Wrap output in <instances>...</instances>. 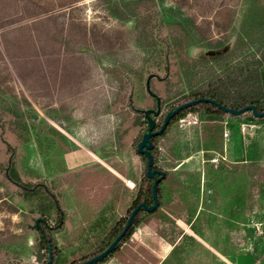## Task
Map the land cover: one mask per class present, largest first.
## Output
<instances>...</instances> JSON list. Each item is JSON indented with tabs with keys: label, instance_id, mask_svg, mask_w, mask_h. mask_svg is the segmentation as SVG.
Segmentation results:
<instances>
[{
	"label": "rangeland",
	"instance_id": "1",
	"mask_svg": "<svg viewBox=\"0 0 264 264\" xmlns=\"http://www.w3.org/2000/svg\"><path fill=\"white\" fill-rule=\"evenodd\" d=\"M145 1L0 0V264L45 260L33 226L41 209L50 224L58 222L49 194L63 215V226L50 234L59 249L55 264L89 255L127 217L132 178L145 166L134 147L141 119L133 109H155L146 77L161 78L150 81L160 113L178 89L188 92L177 55L166 70L163 53L149 46V27L160 18L173 24L188 56L202 60L232 49L252 23L264 25V0H153V12L143 11ZM127 11L131 16L121 20ZM259 126L264 119L249 113L221 122H198L190 113L177 120L156 144L155 166L169 175L161 205L103 264H162L184 235L200 241L193 226L205 222L217 230L218 220L228 218L241 244L230 258L209 248L205 262L264 264ZM239 149L248 155L240 159ZM252 206L257 214L247 213Z\"/></svg>",
	"mask_w": 264,
	"mask_h": 264
},
{
	"label": "trees",
	"instance_id": "2",
	"mask_svg": "<svg viewBox=\"0 0 264 264\" xmlns=\"http://www.w3.org/2000/svg\"><path fill=\"white\" fill-rule=\"evenodd\" d=\"M141 7L145 12L155 11L153 0L142 2ZM113 13L117 12L113 11ZM130 16L131 12L127 11L119 17L121 20H126V18H129ZM163 24L164 21L160 18L158 25L154 24L152 27H149L144 35L147 38L149 46L152 48V50H157L160 54L163 53L164 59L168 64L166 66V70H168L170 64L168 62L169 56L174 54L177 55L180 68L184 72V79L186 87L188 88V92L185 93L183 88L178 89L172 97L173 100L171 103L167 105L165 109L166 111L164 113L159 112L158 116L156 117L151 115L155 121V130L159 129L166 112L183 103L199 98L210 99L227 108L234 109H239L247 105H253L258 112H264V35L261 29L264 27L263 24L252 23L246 30H243L242 36L237 38V42L234 44L232 49L228 50L222 55L216 56L215 58L202 60H194L188 56L186 46L184 45L185 41L170 28L173 24H170L169 22L165 23V25ZM163 26L167 28L165 33L161 32ZM255 45H258V49L257 51H252V48L255 47ZM261 45L263 48L260 49L259 46ZM195 68H198L199 71L194 75L192 69ZM7 112L15 111L8 109ZM136 113L141 119V121L138 122V124L141 126V133H139L135 139V150L142 134L146 131V121L144 120L143 114L141 112ZM189 113L195 116L198 122L202 123H210L215 121L221 122L224 121L226 117L235 118L230 114L222 112L215 105L207 102H199L179 111L173 118L170 119L160 135L151 138L153 148L151 149L150 153L153 158V168L162 170L161 167L157 168L155 166L157 157L160 154L156 147L157 142L162 138L170 136L172 134L173 125L175 122L179 119H182L184 116H186V114ZM248 113L250 114V112H246L243 115ZM14 115L17 119L18 116L16 114ZM251 117L258 120L252 115ZM261 119L263 120L264 118ZM9 124L14 125L15 123L10 122ZM136 154L140 156L142 162L145 165V157L138 154L137 150ZM164 172L165 178L157 186L159 206L162 203L163 197L161 183L169 176L167 171ZM132 180L135 182L136 191L134 194L133 203L127 211L128 214L133 208L142 202L146 203L147 205L152 204V180L147 178L144 173L139 178L133 177ZM35 186L32 187V191L39 187L38 184ZM49 195L52 198L56 208L54 214H56V217H58V203L51 194ZM40 201L41 199L39 198V202ZM41 204L44 206L43 201ZM30 212L33 211L30 210ZM249 212L250 214H257L258 210L256 207L252 206V208L248 210L247 213ZM39 213L41 218L45 220H47L46 216H49L50 214L48 210L44 209H41ZM147 214L151 213L139 211L135 217L133 225L130 226L116 249L102 262L97 264H103L108 261L118 251L119 247L129 238L140 219ZM207 217L210 216L208 215ZM215 220L217 219L214 218V221ZM124 221L125 218H121L110 228L107 237H105L107 239H105V243L103 242L98 244L96 249L89 255L72 261L70 264H77L87 260L96 253L103 250L122 230ZM214 221L210 220L211 223H214ZM218 222L220 224L217 230H213L211 227L206 226L205 222L193 226L191 230L194 235L200 239V241L191 236L184 235L182 237L181 244L175 246L170 251L162 264H208L205 262L203 257L204 254L213 255L209 252V248L213 249L212 252H215V254L218 253L221 256L230 258L232 251L237 247V245L241 244L240 242L242 240L240 242L237 240L235 229L236 226L234 221H230L228 218L219 219ZM42 228L44 230V236L41 234L39 236L38 255L39 259L40 257H43L45 260H43L41 263L33 264L46 263V258L48 259V244H50L52 255L51 264H55L59 255V249L55 245L54 240H45L46 238H51L50 234L52 231L47 230L45 226H42Z\"/></svg>",
	"mask_w": 264,
	"mask_h": 264
},
{
	"label": "water",
	"instance_id": "3",
	"mask_svg": "<svg viewBox=\"0 0 264 264\" xmlns=\"http://www.w3.org/2000/svg\"><path fill=\"white\" fill-rule=\"evenodd\" d=\"M152 78L160 79L158 75L155 74H149L146 77L145 80V90L147 94L155 99V109H145V110H138V109H133L136 112H141L143 114L144 120L146 121V131L142 134L140 141L136 145V150L137 153L144 156L146 161H145V166H144V174L147 178L152 180V204L147 205L146 203L142 202L138 204L135 208H133L127 219L126 222L120 231V233L113 239V241L107 246V248L102 251L101 253L84 260L82 262H79L77 264H97L99 262H102L109 254H111L116 247L118 246L119 242L121 239L125 236L127 233L128 229L130 228L131 225H133L135 217L139 211H144L147 213H152L154 212L158 206H159V200L157 197V186L158 184L165 178V172L162 170H158L153 168V158L150 153L151 149L153 148V144L151 142V138L154 136L160 135L163 130L165 129L166 125L170 121L171 118H173L179 111L190 107L192 105H195L199 102H207L210 104L215 105L218 109H220L222 112L230 114L234 117H239L243 115L246 112H250V114L257 119L264 118V112H258L253 105H247L239 109H234V108H227L213 100L210 99H203L199 98L196 100H191L189 102L183 103L177 107H175L172 110H169L166 112L162 124L160 125L159 129L155 130V121L151 117L153 116H158L160 112V103L161 99L159 96H157L150 88V81ZM33 118H36V116H33ZM46 223V220L43 218H37L34 222V229H39V223ZM52 263V255H51V250H50V245L48 244V259L45 264H51Z\"/></svg>",
	"mask_w": 264,
	"mask_h": 264
},
{
	"label": "flooded vegetation",
	"instance_id": "4",
	"mask_svg": "<svg viewBox=\"0 0 264 264\" xmlns=\"http://www.w3.org/2000/svg\"><path fill=\"white\" fill-rule=\"evenodd\" d=\"M160 80H161V78H160ZM154 99V98H153ZM155 100V99H154ZM156 107V106H155ZM160 112H162L161 111V109H160ZM132 203H133V199H132V201H131V205H132ZM57 210H58V222L56 223V225L55 224H50L51 222H49V220H46V223H42V222H40L39 223V229H37L38 230V232H39V234H41V235H43L44 236V230H43V228H42V226H45L46 227V229L47 230H49V231H52L53 229H55V228H60V227H62L63 226V215H62V211L60 210V208H57ZM129 215V214H128ZM128 215H127V217H128ZM127 217L126 216H123L122 217V219L123 218H125V221H124V224H125V222H126V219H127ZM124 224H123V226H124ZM123 226H122V228H123ZM120 233V232H119ZM118 233V234H119ZM117 234V235H118ZM116 235V236H117ZM115 236V237H116ZM45 240H54V238L53 237H51V238H46ZM110 244V243H109ZM108 244V245H109ZM50 245V244H49ZM107 248V246L103 249V250H101L100 252H98V253H96L95 255H97V254H99V253H101L102 251H104L105 249ZM95 255H93V256H95ZM92 256V257H93Z\"/></svg>",
	"mask_w": 264,
	"mask_h": 264
},
{
	"label": "crops",
	"instance_id": "5",
	"mask_svg": "<svg viewBox=\"0 0 264 264\" xmlns=\"http://www.w3.org/2000/svg\"><path fill=\"white\" fill-rule=\"evenodd\" d=\"M260 127V126H259ZM254 133H255V138H254V143H255V146H254V149L256 150V152H259L260 151V149L261 148H263V142L262 141H260V139L261 138H263L264 137V128H261L260 127V129L259 130H256V131H254ZM250 142V141H249ZM252 142H250V144H251ZM241 146V148H242V145H240ZM87 150V149H86ZM89 151V150H88ZM239 151L240 152H242V153H239L240 154V156H239V158L241 159V157H245L246 155H248V151L246 152L245 150L243 151L242 149H239ZM91 152V151H90ZM92 153V152H91ZM92 155L94 156V154L92 153ZM256 158V159H255ZM254 159L255 160H258V161H260V162H264V156H259L258 155V157H255ZM89 161H91V160H89ZM89 161H87V162H89ZM87 162H84V163H87ZM83 163V164H84ZM82 165V164H81Z\"/></svg>",
	"mask_w": 264,
	"mask_h": 264
},
{
	"label": "bare ground",
	"instance_id": "6",
	"mask_svg": "<svg viewBox=\"0 0 264 264\" xmlns=\"http://www.w3.org/2000/svg\"><path fill=\"white\" fill-rule=\"evenodd\" d=\"M193 161V160H192ZM195 161V160H194Z\"/></svg>",
	"mask_w": 264,
	"mask_h": 264
}]
</instances>
